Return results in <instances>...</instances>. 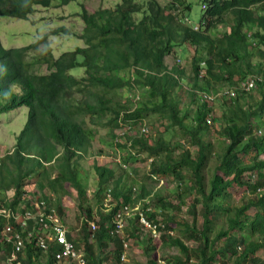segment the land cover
Segmentation results:
<instances>
[{"label":"trees","instance_id":"1","mask_svg":"<svg viewBox=\"0 0 264 264\" xmlns=\"http://www.w3.org/2000/svg\"><path fill=\"white\" fill-rule=\"evenodd\" d=\"M70 1L0 0V18L26 20L36 8H60ZM202 5L197 30L180 19L189 11L185 0L165 5L157 0H120L113 9L93 13L81 5L77 16L83 25L82 47L56 58L47 39L68 35L64 27L25 47L4 48L0 43V113L26 109V122L14 146L0 156V210L20 216L33 211L26 196L32 177L39 193L47 189L55 195L53 204L49 202L52 206L48 197L42 199L46 211L53 209L61 220V200L68 196V189L75 192L84 221L79 236L73 238L68 232L67 240L75 249L83 248L84 264H122L123 242L130 247L138 242L145 264H157L159 246L179 251L169 262L163 261L167 264H227L230 260L231 264H264L258 256L264 251V160L259 159L264 155V0H203ZM182 47L191 52L188 74L179 65L165 63ZM42 67L47 73L38 71ZM259 74L263 79L257 82ZM249 75L256 85L245 92L240 86ZM185 90L191 108L178 103ZM139 91L143 95L132 101ZM147 117L157 125L151 135L138 129L145 126L140 122ZM99 126L111 131L122 127L125 138L119 143L121 136L112 133L114 146L127 151L130 161L147 164L149 178L179 181L181 192L176 193L175 202L168 195L153 194L148 199L152 194L143 182L134 193L130 188L134 180L127 183L130 175L125 170L123 177L114 178L113 170L93 165L96 185L91 204L87 172L77 161L89 155ZM131 131L134 136L127 140ZM210 161H214L211 169ZM109 184L111 201L104 210ZM234 186L244 187L246 193L239 205L231 202L229 189ZM187 193L191 204L185 214L178 215ZM144 200L153 205L151 211H145ZM135 202H141L146 218L156 221L158 216L163 223L158 239L141 236L137 216L127 220L123 238L111 234L114 214L122 204ZM94 206L100 211L97 222ZM91 222H95L94 231ZM172 224L184 240L169 235ZM7 225L12 233H20L19 221L0 215V254L5 264H37L42 255H46L45 264H59L53 256L58 245L51 244L45 253L38 249V230L26 239L31 222L20 233L24 249L15 262H9L13 249L3 236ZM190 242L194 245L188 246Z\"/></svg>","mask_w":264,"mask_h":264},{"label":"rangeland","instance_id":"2","mask_svg":"<svg viewBox=\"0 0 264 264\" xmlns=\"http://www.w3.org/2000/svg\"><path fill=\"white\" fill-rule=\"evenodd\" d=\"M120 0H71L64 7H52L49 9H41L36 8V11L33 15L29 16L26 20H18V19H7L0 18V43L4 48H21L27 45L32 44L36 39L44 36L45 34L51 32L52 30L64 27L69 33L68 35L61 34L58 36H50L48 40V45L51 49V54L54 58L58 57L60 54L73 50L76 47H82V41L80 40V34L83 29V25L78 18L77 14L80 13V6H84V8L93 13L96 10L101 9H113ZM161 5H165L170 2V0H157ZM203 0H185V3L189 6V11L186 13L187 20L189 24L192 26L198 25L200 20L202 19L203 10L201 8ZM264 50V48L262 47ZM175 56H167L165 58V63L167 66H172V64L179 65L183 68L188 74L191 62V52L188 51L186 47L179 48ZM179 60V62H176ZM264 64V57L261 60ZM34 69V68H32ZM37 71V70H36ZM41 73H47L42 67L38 69ZM75 74H78L77 72ZM263 74V73H262ZM259 74L257 77V82L259 79H263V75ZM79 77V75H74ZM248 78H253L252 75H249ZM246 81V79L244 80ZM255 88V87H254ZM248 92V91H245ZM252 92V91H251ZM143 93L139 91V94L134 95L133 100L139 96L141 97ZM118 96L123 98L122 92H118ZM178 103L180 107H184L191 105L189 103L188 93L185 90L183 94L178 97ZM26 122V109L18 108L16 111L9 112L7 114L0 113V156H2L7 151H11L12 147L15 143V137L23 128ZM144 123L145 127L149 128L147 134L151 135L154 132L152 127H156V123L151 120V117H147L144 121L140 122ZM137 127H134L136 130ZM122 127L115 128L111 131L108 127L99 126L94 130V136L91 141V148L88 149V154L83 156L81 159L77 161V165H80L87 172V183L88 190L87 196L89 202L93 204V190L95 189L96 177L93 174V165L96 166H104L105 168H110L114 170V178L123 177V170L126 171L128 178L127 183L131 184L130 181H133V186L130 188L134 193L138 191V183L143 182L147 191H149L151 195L147 198H152L153 194H157L160 196H169V200L171 202H175L176 193L181 192V187H179V181H172L169 177H162L161 179L153 180L148 177L146 174L147 164H144L143 161H130L129 157L126 156L127 151L117 150L113 144L112 133L117 135L121 134ZM157 130V129H156ZM159 132H162V129H158ZM163 135L166 139H169V142H173V139L169 138L168 133L163 132ZM134 136L132 132L127 133V140ZM125 138V137H124ZM123 138V140H124ZM119 141H121L119 139ZM128 158V159H127ZM123 160H129L128 163L123 162ZM260 160H264V155H261ZM122 165H125L124 169ZM214 161H210L208 167L210 169L213 167ZM124 171V172H125ZM126 176V175H125ZM32 183V181H31ZM183 189V188H182ZM107 190H111L110 184ZM106 190V192H107ZM48 193V191H45ZM68 196L63 197V224L68 228L73 238H77L80 234V226L81 222L84 221L83 213H81L76 207V197L75 192L72 189H68ZM105 192V194H106ZM133 193V194H134ZM229 193L231 195V202L235 205H239L241 201L245 198L246 193L244 187L234 186L229 189ZM11 193H9L10 196ZM54 198V197H53ZM55 199V198H54ZM111 199V198H110ZM109 199V200H110ZM91 200V201H90ZM183 200L185 201V205L182 207L180 213L178 215L185 214L186 207L191 204V195L184 194ZM140 203V202H139ZM94 205V204H93ZM109 206V204H108ZM107 202L103 203V208L108 209ZM133 206H139L138 202H135ZM153 207V205H152ZM98 208L94 206L92 208V215L95 222L98 220ZM199 210V209H197ZM253 211H250L249 214H252ZM175 221L180 222L176 213ZM173 216V217H174ZM190 223V219L186 217L185 219ZM94 222V223H95ZM188 223V224H189ZM201 224V218L198 216L196 219V225L199 228ZM181 228V227H180ZM169 235L172 237H178L180 240H184L185 237L181 234L180 229L176 224L171 225V229L168 231ZM125 237V235H124ZM188 246H192L191 242L187 244ZM80 252L83 253V248H78ZM179 251L177 248H162L158 247L156 251V258L160 261H168L170 260V256H178ZM0 264H5L6 259H4L3 253L0 254ZM258 256L264 260V251L258 253ZM127 264H145L146 259L142 254L141 247L137 246L136 243L130 247L128 246L127 250ZM46 255H42L37 264H45ZM232 260H230L227 264H231ZM59 264H67V262L59 263ZM73 264V263H71ZM75 264V263H74Z\"/></svg>","mask_w":264,"mask_h":264},{"label":"built area","instance_id":"3","mask_svg":"<svg viewBox=\"0 0 264 264\" xmlns=\"http://www.w3.org/2000/svg\"><path fill=\"white\" fill-rule=\"evenodd\" d=\"M255 81H256L255 78H247L246 81H244L240 87L244 91H250L255 87L256 85ZM227 93L228 92L226 91V94ZM204 98L207 99L208 101L212 99L206 96H204ZM131 132L134 134L133 131ZM123 133L124 131L121 132L119 136H123L122 135ZM139 133L145 134L147 133V129L144 126H141L139 128ZM122 166L124 169L126 168L125 165ZM262 190H264V188H262ZM110 198H111V192L110 190H107L104 203L110 202L111 201ZM30 201H31L30 206L32 207L33 211L26 210L24 211V214L20 216L19 214H13L9 210L2 209L0 210V215H3L7 219L12 218L14 222L19 221L20 233L26 228L27 222H31L32 227L30 231L26 233L25 235L26 239L31 238L32 234L35 233V230H38V236H36L35 238V246L38 249H40L45 253L48 252L49 249H51L50 247L51 244L58 245V250L55 251L53 254L54 260L56 262L58 263L70 262L75 264H84L85 262L83 257L84 254L79 250L75 249L72 242L67 240L68 231L67 228L64 226L61 218L57 216V214L53 209L46 211L48 207L46 206L44 200L39 199L32 201L31 199ZM147 203L148 202L144 200V205ZM138 204L139 206H129L123 204L121 205V207L112 217L113 227L110 231L112 235L123 238V229L126 227L127 220L132 216H137L138 223L140 226L141 236L148 235L153 240L159 238L160 235L159 230L164 229L163 223L158 218V216L156 217L157 218L156 221H152L146 218L144 211L141 210L140 208L141 202ZM151 208L152 207L150 206V204H147V208L145 211H151L150 210ZM158 212L160 213V211ZM90 229L91 231H94L96 229L95 223L93 222L90 223ZM20 233L19 234L12 233L10 225H7L4 228L3 236L5 237L6 242H9L12 245V249H13V255H11L9 262H15L16 254L21 253L22 250L24 249V241L21 236L22 233L21 234ZM9 234H12V236L10 237ZM123 250L124 252L120 257V261L122 262V264H127L126 254L128 250V244L125 242H123Z\"/></svg>","mask_w":264,"mask_h":264},{"label":"crops","instance_id":"4","mask_svg":"<svg viewBox=\"0 0 264 264\" xmlns=\"http://www.w3.org/2000/svg\"><path fill=\"white\" fill-rule=\"evenodd\" d=\"M104 167V166H103ZM109 170H112V169H110V168H108ZM114 171V170H113ZM30 181V183H31V181H32V183H31V188L30 189H28V194L26 195L27 196V198L28 199H32V201H35V200H39V199H41V200H44V199H42V197L44 196V197H48L49 199H46L47 201H48V203L49 202H51L52 204H53V202H54V198H55V195L54 194H52V193H50L47 189L46 190H44L43 192H41V193H39L38 191H37V189L35 188V181L32 179V177L29 179ZM96 185V184H95ZM89 186V185H88ZM88 190V189H87ZM45 191H48V193H46ZM94 191V190H93ZM10 196H11V194H10ZM9 196V197H10ZM133 195H131V197H132ZM54 197V198H53ZM45 201V200H44ZM61 202H62V205H63V201L61 200ZM50 204V203H49ZM51 205V204H50ZM52 206V205H51ZM63 207V206H62ZM63 221V220H62ZM31 227H32V225H31ZM67 228V227H66ZM31 229V228H30ZM67 231L69 232V230H68V228H67ZM136 243V242H135ZM136 245L137 246H140V244L137 242L136 243ZM79 250V249H78ZM127 255V254H126ZM128 263V262H127ZM74 264V263H73ZM157 264H167V262H163V261H160V260H157Z\"/></svg>","mask_w":264,"mask_h":264},{"label":"clouds","instance_id":"5","mask_svg":"<svg viewBox=\"0 0 264 264\" xmlns=\"http://www.w3.org/2000/svg\"><path fill=\"white\" fill-rule=\"evenodd\" d=\"M201 8H202V10H203L205 7L202 5ZM180 16H181V18H180L181 20L184 19L183 22H185L187 25L191 26L194 30H197V27H196L195 25L192 26L191 24H189V21L187 20V17H186V16H184V15H182V14H181ZM257 78H258V77H257ZM259 80H260V79H259ZM144 127H145V126H144ZM139 128H140V127H139ZM139 128H138V129H139ZM145 128L147 129V133H148L149 128H147V127H145ZM259 131H263V130L261 129V130H259ZM121 132H123V131H121ZM121 132H120V133H121ZM147 133H145V134H147ZM258 134H260V133H258ZM117 136H119V134H118ZM123 136H124V135H123ZM123 136H121V137L119 138V139L121 140V141H119V143L122 142V140H123ZM119 139H118V140H119ZM149 160H150V161H149ZM147 163L150 164V163H151V159H148Z\"/></svg>","mask_w":264,"mask_h":264}]
</instances>
